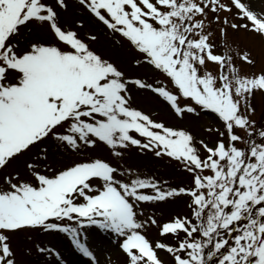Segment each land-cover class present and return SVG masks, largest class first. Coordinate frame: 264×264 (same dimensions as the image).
<instances>
[{"label":"snow or ice","instance_id":"snow-or-ice-1","mask_svg":"<svg viewBox=\"0 0 264 264\" xmlns=\"http://www.w3.org/2000/svg\"><path fill=\"white\" fill-rule=\"evenodd\" d=\"M77 2L127 66L80 34L84 19L65 22L69 0H0V264H23L13 240L30 233H63L100 264L93 226L123 264H264V66L246 70L230 39L264 40V0ZM145 91L177 123L137 107ZM202 113L203 134L182 126ZM133 149L179 177L130 164ZM177 202L187 211L157 215Z\"/></svg>","mask_w":264,"mask_h":264},{"label":"rangeland","instance_id":"rangeland-1","mask_svg":"<svg viewBox=\"0 0 264 264\" xmlns=\"http://www.w3.org/2000/svg\"><path fill=\"white\" fill-rule=\"evenodd\" d=\"M258 6L262 4V0H256ZM70 7L64 14V20L67 24L76 26L78 19H84L83 27H79L78 30L83 36L89 32H95L97 39L92 42V46L105 56L110 57L112 60L128 65L130 53L126 48L114 47V38L111 34L104 31H96L92 23L87 19V13L82 11L78 5L77 0H69ZM232 41V55L237 61L240 57L237 55V51H247L253 59L256 61L255 65H245L246 70H255L264 66V40L259 38L246 37L243 33L230 34ZM223 51V48H221ZM151 75V73H149ZM253 103L257 106L258 110L261 105H264V97L259 95L255 98ZM134 104L137 107L142 108L145 111H151L156 114L157 118L164 119L169 123H177L170 114L169 109L166 107V102L153 96L149 92H141L134 96ZM210 123V117L206 114H201L200 117L189 116L182 126L188 127L195 131L198 135L203 134L202 126L207 127ZM130 164H134L140 167L142 171L155 173L170 182L176 180L179 177V173L175 170L174 166L167 160H156L150 155L144 156L138 154L133 149L132 156L128 160ZM183 212L187 209L183 208L182 202L162 204L157 208V215L162 219L166 218L170 213ZM88 234L87 242L91 247L97 250V258L100 264H123L124 257L120 250L115 246V243H109L111 237L105 234L95 226L86 229ZM29 236L31 239H29ZM152 238L157 237V232L153 228L150 232ZM14 247L18 253V259L23 261V264H57L55 256L49 257L45 254H38L33 251L30 255L24 254L26 246H32L33 244H40L43 247L51 245L55 247L60 253L64 264H89L87 257H84L78 250L74 248L70 240L63 233H30L27 236L20 234L13 240Z\"/></svg>","mask_w":264,"mask_h":264}]
</instances>
